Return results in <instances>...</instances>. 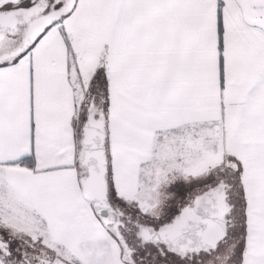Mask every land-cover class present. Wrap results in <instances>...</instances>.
Returning a JSON list of instances; mask_svg holds the SVG:
<instances>
[{
	"label": "snow or ice",
	"instance_id": "obj_1",
	"mask_svg": "<svg viewBox=\"0 0 264 264\" xmlns=\"http://www.w3.org/2000/svg\"><path fill=\"white\" fill-rule=\"evenodd\" d=\"M0 264H264V0H0Z\"/></svg>",
	"mask_w": 264,
	"mask_h": 264
}]
</instances>
